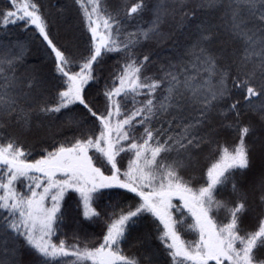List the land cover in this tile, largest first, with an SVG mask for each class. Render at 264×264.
<instances>
[{"label": "snow or ice", "instance_id": "1", "mask_svg": "<svg viewBox=\"0 0 264 264\" xmlns=\"http://www.w3.org/2000/svg\"><path fill=\"white\" fill-rule=\"evenodd\" d=\"M0 264H264V0H0Z\"/></svg>", "mask_w": 264, "mask_h": 264}, {"label": "trees", "instance_id": "2", "mask_svg": "<svg viewBox=\"0 0 264 264\" xmlns=\"http://www.w3.org/2000/svg\"><path fill=\"white\" fill-rule=\"evenodd\" d=\"M30 62H33L34 63L35 62V58H31L30 59Z\"/></svg>", "mask_w": 264, "mask_h": 264}]
</instances>
